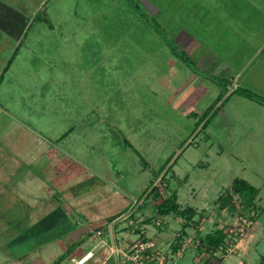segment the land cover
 <instances>
[{
    "label": "rangeland",
    "instance_id": "374dc122",
    "mask_svg": "<svg viewBox=\"0 0 264 264\" xmlns=\"http://www.w3.org/2000/svg\"><path fill=\"white\" fill-rule=\"evenodd\" d=\"M9 1L31 14L16 47L5 34L0 44L2 58L18 47L0 80V101L9 110L1 121L18 118L58 140L100 178L106 165L113 166V182L128 197L158 182L159 213L158 204L176 191L181 207L195 210L185 217L201 249L206 234L225 231L239 214L259 208L255 245L220 264H264V103L232 91L240 84L264 95V77L260 85L252 76L264 72V51L252 58L260 35L226 50L230 46L215 34L216 9L210 10L216 0ZM210 49L228 58L231 71L216 72L217 60L210 72L199 67ZM235 55L252 61L237 76ZM237 176L260 188L254 207L232 189ZM228 194L232 200L223 207L220 198ZM153 230L165 231V225ZM27 232L0 233L1 262L10 247L16 261L24 258L15 247L35 242ZM196 251L190 245L178 264H192ZM24 261L45 263L37 253Z\"/></svg>",
    "mask_w": 264,
    "mask_h": 264
},
{
    "label": "crops",
    "instance_id": "0c3cea01",
    "mask_svg": "<svg viewBox=\"0 0 264 264\" xmlns=\"http://www.w3.org/2000/svg\"><path fill=\"white\" fill-rule=\"evenodd\" d=\"M211 9V13L216 9L217 14L216 36L222 39L220 43L223 46H230L226 50L233 51L234 43L251 44L260 35V40L253 42L258 47L254 48L252 58L258 51H264V0H216ZM30 14L19 4L0 0V44L5 34L6 43L11 42L16 47L29 24ZM210 50V56L200 57L198 66L210 72L208 68L212 61L217 60L220 69L217 68L216 72L230 70L228 58L220 55L219 49L215 53ZM248 56H233L239 61L237 66H240L234 76L251 64ZM10 57L0 56V80L10 66L6 68ZM219 73L223 74L221 71ZM252 76H258L260 85L263 84L264 72L252 73ZM7 112L9 110L0 101V115ZM2 122L0 119V233L15 236L27 229L28 237L36 240H33L34 245L29 246L24 242L23 249L15 247V251L24 257L18 261L11 247L5 249L7 256L2 262L0 258V264H24L26 258L32 260L33 253L44 258V264H76L89 250L93 251V255L82 264H132L124 251L128 241L139 236V231L133 232L123 224L113 223V219L129 205L133 196L124 195L127 192L114 184V167L106 165L102 170V179L91 167L77 164L71 152L58 147L57 138L55 141L30 130L18 118L14 122ZM70 130L58 139L64 138ZM42 157L45 159L42 160ZM157 197L155 189L149 203L138 213L139 223L143 224V237L154 240L165 249L173 264H178L185 257L187 248L194 245L197 251L192 264H200L198 234L191 232L190 225L185 224L184 215L159 213L155 205ZM177 201L181 204L180 196ZM153 215L154 219H149ZM159 217L165 219L160 225H165V231L157 233L153 227L155 218ZM257 225L242 238L234 253L242 255L255 245L254 236L259 233ZM98 229L102 230L100 235L96 234ZM178 232H181V236H177ZM162 233H165V239ZM183 240H188L184 246ZM35 245L38 247L33 249ZM234 264L248 263L240 259Z\"/></svg>",
    "mask_w": 264,
    "mask_h": 264
},
{
    "label": "built area",
    "instance_id": "2783aa9c",
    "mask_svg": "<svg viewBox=\"0 0 264 264\" xmlns=\"http://www.w3.org/2000/svg\"><path fill=\"white\" fill-rule=\"evenodd\" d=\"M157 185L158 182H155L154 185L145 190L142 195L133 196L129 205L113 219V223L117 222L123 224L124 227L130 228L133 232L139 231V236L129 240L124 251V255L132 264H173L165 249L159 247L154 240L143 237V224L139 223L140 219L138 213L140 212L146 198H150L155 191V187L157 188ZM259 212V208H254L245 215L243 213L239 214L234 226L225 230L226 237L222 243L214 247H203L201 249L199 254V260L201 261L200 264H220L223 259L236 252L242 238L249 232V230L258 224ZM163 222H165V219L162 217L155 218L154 220V223L157 225H161ZM101 233V229L96 231L97 235H100ZM177 236H181V232H178ZM187 243L188 240H183L182 242L183 246ZM197 245H199L198 242ZM90 255H93L92 250H89L79 262L84 261Z\"/></svg>",
    "mask_w": 264,
    "mask_h": 264
},
{
    "label": "trees",
    "instance_id": "16d2710c",
    "mask_svg": "<svg viewBox=\"0 0 264 264\" xmlns=\"http://www.w3.org/2000/svg\"><path fill=\"white\" fill-rule=\"evenodd\" d=\"M18 52V47L12 54L9 64L12 61L13 57ZM232 91H239L241 94L249 97L251 99H255L259 102L264 103V95L259 94L247 87L236 86ZM165 175V174H164ZM163 175V176H164ZM156 189V187H155ZM232 189L237 193L241 194L243 198L246 200L247 205L254 207L256 205V197L260 191V188L253 183L249 182L246 178L243 177H235L232 184ZM177 192L172 191L170 195L165 197L159 204V211L161 214H166L170 212H175L176 214L181 215H190L189 218L195 213L194 208L192 206H187L186 208H182L179 202L177 201ZM232 200V194H228L226 198L223 196L220 198L221 206H226ZM187 217V216H186ZM188 222L186 221V224ZM218 232L206 234V239H204L205 245L203 247L210 248L211 246H217L222 243L226 237V232L223 230H217ZM206 240V241H205Z\"/></svg>",
    "mask_w": 264,
    "mask_h": 264
},
{
    "label": "bare ground",
    "instance_id": "6f19581e",
    "mask_svg": "<svg viewBox=\"0 0 264 264\" xmlns=\"http://www.w3.org/2000/svg\"><path fill=\"white\" fill-rule=\"evenodd\" d=\"M90 256H91V255H90ZM90 256H89V257H90ZM89 257H87L85 260H87ZM85 260H84V261H85ZM84 261H82V262L80 261V262H81V263H80L79 260H78V261H77V264H79V263L82 264Z\"/></svg>",
    "mask_w": 264,
    "mask_h": 264
}]
</instances>
